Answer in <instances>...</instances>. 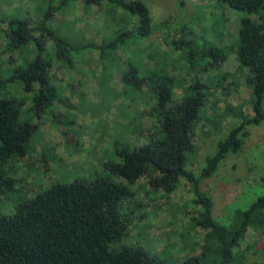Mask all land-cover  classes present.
Returning <instances> with one entry per match:
<instances>
[{
    "label": "trees",
    "instance_id": "16d2710c",
    "mask_svg": "<svg viewBox=\"0 0 264 264\" xmlns=\"http://www.w3.org/2000/svg\"><path fill=\"white\" fill-rule=\"evenodd\" d=\"M200 1L207 3L208 18L200 13L187 17L185 23L173 21L165 50L152 41L153 34L157 30L161 33L165 27L152 23L143 0H36L33 13L28 10L22 19L16 14H0L5 48L17 53L8 59V67L0 70L1 192L7 188L11 193L20 191L7 175L13 161L27 153L38 129L32 119H21V107L30 100L42 114L58 100L57 78L52 75L57 62L70 70L77 61L83 62L87 53L95 54L105 69L101 79L104 82L105 77L111 78V69L119 70L117 51L124 53L127 69L120 72L122 89L138 92L129 100L148 106L146 113L153 119L148 143L119 151V162L105 166L103 175L68 184L56 182L18 203L11 214L0 213V264H248L249 250L254 248V244H245L248 233L264 235V192L245 209L234 210L223 224L215 218L224 213L218 215L217 203L214 207L202 184L216 174L227 156L242 151L252 132L262 128L258 126L264 122V0ZM93 7L105 9L96 24H91L101 39L98 45L93 37L86 38L80 31L74 33L77 41L71 34L61 35L59 26L52 21L56 14L71 10L89 14ZM228 10L239 29L230 41L217 45L208 36H222L220 26L227 22L223 15ZM204 23L211 29H206ZM198 25L203 31L196 33ZM230 58L238 64L237 74L248 72L244 78L251 90L250 113L227 104L222 118L234 120L227 131L223 119H204L200 128L207 130L202 141L215 131L223 137L217 139L212 154L203 156L202 166L194 137L210 89L221 88L226 76L210 86H201L199 77ZM143 60L151 63V69L142 70ZM0 64L3 65L1 61ZM180 70L187 72L189 79L180 80L182 95L176 98L178 85L172 73ZM10 85L20 98L3 93ZM221 89L228 94L227 89ZM209 108L216 110L214 104ZM134 119H129V126H133ZM250 127L257 128L250 132ZM189 163L196 170L188 169ZM143 177L148 186L166 195L181 183L188 189L186 208L190 212L184 214L190 213L192 236L184 239L179 235L178 239H183V245L178 247L184 254L181 262L167 253L164 259L156 258L135 245L140 232L145 235L140 225L134 239H127L128 224L138 216L137 212L144 211L130 186ZM261 181L264 183V179ZM196 230L200 231L199 238L195 237L199 234ZM161 250L165 253L169 248ZM255 252L261 258L249 264H264V247Z\"/></svg>",
    "mask_w": 264,
    "mask_h": 264
},
{
    "label": "rangeland",
    "instance_id": "374dc122",
    "mask_svg": "<svg viewBox=\"0 0 264 264\" xmlns=\"http://www.w3.org/2000/svg\"><path fill=\"white\" fill-rule=\"evenodd\" d=\"M9 1L6 4V1L0 0V14H16L21 19L26 16L28 10L33 13L37 3L36 0H24L22 3H19V0ZM143 1L149 7L152 23L157 27H165L161 33L157 30L152 36V41L156 42L162 50H165V39L168 37L169 30L171 31L173 21L185 23L187 17L200 13L204 14L206 19L208 18L207 3L200 0ZM104 11L102 7L91 8L89 14H81L80 11L75 13L71 10L68 13L54 15L52 21L54 25L59 26L61 35L71 34L74 37L73 40L77 41L78 38L74 33L80 31L86 38L93 37L94 44L98 45L101 39L95 34L96 31L91 24L97 22ZM231 16L232 13L229 10L224 13L223 17L227 19V22L220 26L222 36L217 35L218 38L208 36L209 41L217 45L230 41L231 36H234L239 29L238 21ZM217 17L221 18V16ZM86 22L89 23L85 25ZM203 25L206 29H211L207 23ZM195 30L197 33L203 31V28L198 25ZM5 44V39L0 35V61L3 64H0V70L2 71L8 67L5 66L8 59L17 56L16 52L9 53ZM74 56L76 57L77 54ZM117 57L120 59L119 70L111 69L109 71L111 78L105 77L104 82L101 79L102 71L105 69L95 54L87 53L83 62L77 61L70 70L61 63H55L52 75L57 78L58 100L42 114L36 111L30 100L28 105L21 107V119H32L31 122L35 123L38 129L31 138L27 153L16 158L10 165L7 177L16 182L14 187L20 191L11 193L8 192V188L3 192L0 191L1 214H11L18 203L56 182L68 184L76 179L103 175L102 170L105 166L119 162V151L148 143L153 119L146 113L148 106L129 100L138 96V92L122 89L120 72L127 69L126 55L117 51ZM151 66L148 60H143V71L151 69ZM237 67L235 60L230 58L226 63L219 64L215 69L202 73L199 77L201 86H210L217 79L220 81L222 75L226 76L221 88L227 89L228 94L224 95L221 88L210 89L211 95L202 108V119L194 137L195 145L199 149V153L196 154L199 158L198 162L206 154L213 153L217 139L223 137V134L215 131L209 138L202 141L201 136L207 128L203 129L200 126L203 125L206 117L223 119L222 110L227 104L231 107H241L245 114L250 113L251 90L244 78L248 72L244 70L242 74H237ZM172 76L178 85L175 89V95L178 98L182 95L178 83L180 80L187 81L189 76L187 72L182 73L181 70L173 72ZM5 91L10 97L20 98L21 96L13 85L4 89L3 93ZM211 104L216 106V110L209 108ZM132 118H135L133 126H129V119ZM233 123L234 120L231 117H225L222 121L226 131ZM263 126L264 122L258 126L262 128L256 132H252V129L257 127H250L249 131L252 135L250 134V138L246 140V146L242 151L237 155L227 156L221 162L216 174L202 184L204 191L212 197L214 207L217 203L218 215H221V212L224 213L221 217H214L220 223L226 224L234 210L245 209L264 192V183L261 181L264 179ZM192 167L190 163L187 165L188 169L196 170ZM130 190L144 211L137 212L138 216L128 224L127 239L129 241L134 239L136 227L140 225V229L145 230V235L140 232V236H137L134 241L135 245L142 247L156 258L164 259L168 257L167 253L181 262L184 254L180 253L178 247L183 245V239L179 240L181 237L179 235H183L184 239L192 236L188 225L190 213L184 214L185 211L190 212V208H186L189 200L186 185L178 184L173 193L166 195L148 186L147 178L143 177L131 185ZM196 232L199 234L195 237L199 238L200 231L196 230ZM245 244L249 246L254 244V248L249 250L248 264L261 258V255L254 251L264 247V235L249 232ZM164 247L169 248L165 253L161 250Z\"/></svg>",
    "mask_w": 264,
    "mask_h": 264
}]
</instances>
